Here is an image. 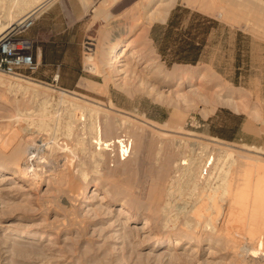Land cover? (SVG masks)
Wrapping results in <instances>:
<instances>
[{
    "label": "rangeland",
    "instance_id": "obj_1",
    "mask_svg": "<svg viewBox=\"0 0 264 264\" xmlns=\"http://www.w3.org/2000/svg\"><path fill=\"white\" fill-rule=\"evenodd\" d=\"M140 1L48 0L40 11L28 8L5 22L2 33L34 11L35 23L23 36L35 47L54 43L59 62L40 60L32 71L0 74V264H264V251L249 255L257 244L247 240V227L236 230L234 221L232 230L244 236L231 243L223 233L202 230L212 214L205 210V177L214 183L222 165L237 180L255 171L251 164L264 168V0H175L165 22L140 21L120 35L138 18L131 8ZM176 8L179 24L161 46ZM179 33L188 43L207 40L200 62L172 61ZM115 44L134 50L131 75L107 64ZM15 83L30 84L35 93ZM73 102L125 122L116 130L128 144L127 157L118 151L91 156L75 136L67 137ZM207 158L214 161L204 179L195 171L189 180L182 162L203 165ZM106 193L116 201H100ZM223 201H217L219 229L228 210ZM146 221L149 228L141 230ZM166 237V245L153 246Z\"/></svg>",
    "mask_w": 264,
    "mask_h": 264
},
{
    "label": "bare ground",
    "instance_id": "obj_2",
    "mask_svg": "<svg viewBox=\"0 0 264 264\" xmlns=\"http://www.w3.org/2000/svg\"><path fill=\"white\" fill-rule=\"evenodd\" d=\"M47 2H48V0H0V8H2V10L5 12L2 15L3 16L2 19L4 21L2 20L3 23L2 22L0 23V34L2 33V31H4L6 21L12 20L14 17H18L24 11L27 12L26 10L28 8H32L31 10L36 9V10L40 11V9H42L47 4ZM174 2H175V0H141L138 4H136V6L133 9L131 8V14H132L133 18H136V16H138V18L135 21L131 22L130 26L129 27L127 26L126 29L124 28V29L119 30L120 35L123 36L125 34L131 33V30L133 28H135L139 24L140 21H142L144 23H153V22L163 23V22H165L168 14H169V11L172 8ZM128 13H129V11H128ZM25 14H27V13H25ZM131 14H128V15H131ZM1 17H0V19H1ZM23 18H24V16H23ZM125 18H127V17H125ZM129 18H130V16H129ZM122 19H124V18H122ZM124 20L126 21L129 19L127 18ZM123 23H120V24H123ZM121 38H123V37H121ZM115 42H117V41H115ZM129 47H130V45H129ZM127 53H129V57L127 59L130 62H129V64L127 63L126 66H123V65H121V63L125 62V60H126L125 54H127ZM93 58H94L93 55L90 54L87 59L89 60V62L92 63L94 61ZM135 58H137V56H135L134 50L129 51L128 49H126L124 47V45L122 46L119 44L118 45L115 44L112 51H111V55L108 58L109 62L107 64H109L110 66H111V64L112 65L116 64V67H124L123 69L119 68L117 70V72L123 73V74H127V73L130 74V73H133L134 71L131 72L132 69L129 66L131 64V60L132 59L135 60ZM95 63L96 62H94V64ZM133 66H135V65L133 64ZM113 72L116 73V70H114ZM18 82H20V80H18ZM26 83H28V82H26ZM23 84H25V83H23ZM16 85H15L16 88H19V90L22 89L25 92L32 91L33 93H35L34 87L29 86L30 84L29 85L25 84V86H22L20 84H16ZM35 97H33V98L35 99ZM40 101H42V100L40 99ZM44 102H45V100H44ZM41 104L44 106L43 102H41ZM69 105H70V103H69ZM43 106H42V108H43ZM109 106H110V104H109ZM40 108H41V106H40ZM69 108H71V112H69V114L67 115V120H66L67 122L64 121L66 123V124H64V125H66L65 126L66 135H67V137H70V138H74L71 136H75L77 138V144L79 145L80 150L83 153L90 151L91 156H97L99 158H103L102 157L103 155H107L108 153L112 154V153H115L118 151V155H120L122 157H124V156L127 157V155H128V153H127L128 152V144L126 143V140L123 138V136L118 135V132L116 130L117 127L119 129V128H122L123 126H125V122H123V121L118 122V121L111 120V118L109 117L108 114H106V113L102 114V112H100V110L98 108H95V106H91L90 104H89V106H84V105L76 104V102L75 103L73 102V103H71ZM53 109H55V108H53ZM43 110H46V109H43ZM54 114L56 115V113H54ZM58 114H59V112H58ZM101 116H102V119L100 118ZM52 119H50V120H52ZM61 119H63V118L61 117ZM56 121L57 120H55V122ZM42 126L43 127L46 126L44 124V122H43ZM61 128H63V127H61ZM129 128H130V126L127 125V127H125L126 131L124 130L125 134L127 135L126 137H127L128 142H129L131 134H132L131 130ZM55 140H54V142H55ZM131 142H132V140H131ZM55 145H56V142H55ZM49 147H51V145ZM50 149H52V151L57 150V147L53 146ZM60 149H62V148H60ZM32 155H34V154H32ZM198 159H199V157H198ZM122 160H124V158H122ZM209 160L210 159L207 158L204 161L203 165L197 159H189L188 161H183L182 165H184V167L183 166L182 167H183L184 174L187 175L188 179L192 181V179H194V176H195V171H197L196 172L197 176H200L202 179H204V174H203L204 170L208 173L207 166L210 168V166L213 165L214 159H211V161H209ZM250 161H253V160H250ZM247 164H249V163H247ZM250 164H251V162H250ZM216 165H217V163H216ZM251 165H252V167L256 168L255 171H253V169H252V171H251V169L249 170L248 168L251 166L248 165V167H247L248 170L244 169L245 171L243 172V176L240 175L242 178L240 179V177H239L238 180H237V178L235 179V177L233 175L231 176L229 174L230 171L228 169H230V166H228V165H227L228 169L226 168L227 171H225V172L223 169H221L223 165L221 166L220 170H218L219 168L217 169L220 172L222 170L224 173L221 175V173L219 172L218 176L215 177L216 180H214L215 181L214 183L209 182L210 181L209 180L210 175L207 178L205 177L204 186L207 187V192H210L209 194L207 193V195H206L207 199H205V200H209V203H207V207L205 208V210H207V211L211 210L212 214L209 213V216L207 217V219L203 223L202 230L206 231L208 234H217V232H218V234L223 233L225 239L229 240V242L231 243V242H235L236 239H238V237L240 238V235H241L239 233H236L237 231L232 230L233 226L231 224L234 221L237 222V223L234 222L237 225L239 223V226L234 225V227L237 226L236 230H243L241 228L247 227V229H249V231L252 233V234L250 233V235L245 233L248 236L247 240H250L251 242H256V244H257V249L253 248L252 250H250L249 255L251 256V259L252 258L256 259L258 252L264 251V174H262V171H264V170H261V168H262L261 162H260V166L257 165L259 168L261 167L259 169V171L257 170L258 169L257 166L256 167L253 166L255 164H251ZM245 166H246V164H245ZM262 166H264V165H262ZM182 167H181V169H182ZM232 167H235V166H232ZM262 169H264V168H262ZM259 172H261L262 176ZM2 173H4V170L0 169V175ZM205 176H206V174H205ZM207 176H208V174H207ZM13 177L15 178L17 176H15V174H14ZM180 181H181V178H180ZM94 186H97V187L99 186L97 181L95 182ZM233 186H235V187H233ZM86 190H87V188H86ZM170 190L167 191L168 195L170 194V192H169ZM194 190H195V188H194ZM194 198H195V196H194ZM219 199L221 201L227 199V204H228V208H227L228 210L225 213L226 215H225V217H223L224 218L223 220L221 219L223 221V223H221L220 229L216 227V221H218L217 219L221 215L220 211H222L221 205L217 202ZM100 201H102V202L108 201L110 203H113L114 201H116V199L114 198V196H110V195L108 196V194L106 193V194L101 196ZM119 201H120L121 206L131 207V205H132L131 202H129L126 199H121V200L119 199ZM202 212H203V210H202ZM184 213H186V212H184ZM204 214H206V213H204ZM128 219H132L131 221L133 222L135 220V217L129 216ZM127 222H129V221H127ZM148 228H149V224H148V221H146L144 223V227L141 230H146ZM232 231H235V233ZM19 235H20V237H23V238H35V236H33V234L29 235V234H25V233H20ZM242 235L244 236V233ZM169 240H171L169 237L159 239V240H155L153 242V246L156 248L157 247H163L164 245H166L169 242ZM19 241H21V240H19ZM179 244H180L179 240L178 239L175 240V246L174 247H177V245H179ZM229 249H231V248H229Z\"/></svg>",
    "mask_w": 264,
    "mask_h": 264
},
{
    "label": "built area",
    "instance_id": "obj_3",
    "mask_svg": "<svg viewBox=\"0 0 264 264\" xmlns=\"http://www.w3.org/2000/svg\"><path fill=\"white\" fill-rule=\"evenodd\" d=\"M35 20L32 11L0 35V74L15 76L37 67L38 53L33 41L23 36L33 27Z\"/></svg>",
    "mask_w": 264,
    "mask_h": 264
},
{
    "label": "trees",
    "instance_id": "obj_4",
    "mask_svg": "<svg viewBox=\"0 0 264 264\" xmlns=\"http://www.w3.org/2000/svg\"><path fill=\"white\" fill-rule=\"evenodd\" d=\"M178 11L180 9L176 8L171 11L167 23L165 25V32L163 38L161 40V46L164 45L167 40L171 37L174 32V29L177 27L178 20L180 15H178ZM174 45L176 46L175 50L173 51V55L175 59L172 61L175 63H182V64H196L199 61V56L202 51V43L197 42H185L182 39V34L179 35L173 40ZM161 54H165V50L161 51Z\"/></svg>",
    "mask_w": 264,
    "mask_h": 264
},
{
    "label": "crops",
    "instance_id": "obj_5",
    "mask_svg": "<svg viewBox=\"0 0 264 264\" xmlns=\"http://www.w3.org/2000/svg\"><path fill=\"white\" fill-rule=\"evenodd\" d=\"M199 43V42H198ZM200 43H202V49L207 48V40H203ZM37 49L38 53V61L41 60L44 64H56L59 62V56L58 51L56 50L57 46L54 45V43H41L39 45H36L35 47ZM201 61V54L199 56V61ZM197 62V63H198Z\"/></svg>",
    "mask_w": 264,
    "mask_h": 264
}]
</instances>
